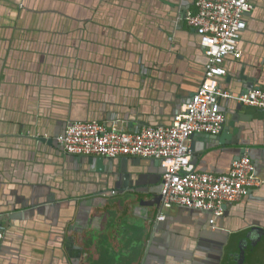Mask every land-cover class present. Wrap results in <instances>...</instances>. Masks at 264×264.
<instances>
[{
	"label": "crops",
	"instance_id": "crops-1",
	"mask_svg": "<svg viewBox=\"0 0 264 264\" xmlns=\"http://www.w3.org/2000/svg\"><path fill=\"white\" fill-rule=\"evenodd\" d=\"M251 1L243 57L226 58L219 80L234 94L264 88V0ZM195 2L0 0V264H238L243 245L244 264H264V184L214 228L183 207L157 225L159 208L141 204L162 181L155 158L99 162L56 140L77 120L171 123L208 63L185 19ZM221 105L229 137L193 134L196 167L223 173L245 148L264 178V108Z\"/></svg>",
	"mask_w": 264,
	"mask_h": 264
},
{
	"label": "built area",
	"instance_id": "built-area-1",
	"mask_svg": "<svg viewBox=\"0 0 264 264\" xmlns=\"http://www.w3.org/2000/svg\"><path fill=\"white\" fill-rule=\"evenodd\" d=\"M195 5L196 11L186 14L185 19L199 34L208 63L203 82L171 125H148L138 132H128L97 120L74 121L57 140L69 154L160 160L166 171L161 179L163 208L158 219H165L166 208L180 205L212 212L214 224L215 217L223 215L224 204L239 201L264 184L248 154L234 160L229 173L195 171L190 145L193 134L218 135L224 129L225 114L219 100L233 95L220 88L219 79L227 74L226 58L242 56L239 44L247 28L246 14L253 9V3L196 0ZM235 98L244 105L264 108L263 88H253ZM3 235L0 227V242Z\"/></svg>",
	"mask_w": 264,
	"mask_h": 264
},
{
	"label": "water",
	"instance_id": "water-1",
	"mask_svg": "<svg viewBox=\"0 0 264 264\" xmlns=\"http://www.w3.org/2000/svg\"><path fill=\"white\" fill-rule=\"evenodd\" d=\"M186 17V16H185ZM198 36H199V34H198ZM242 37H243V35H242ZM199 40H200V36H199ZM241 41H242V38H241ZM241 41H240V44H241ZM201 43V42H200ZM239 44V48H240V50H241V52H242V49H241V45ZM203 47V46H202ZM203 49H204V47H203ZM229 57H231V58H233L232 56H229ZM229 57H227V58H229ZM242 57H243V53H242ZM241 57V58H242ZM205 71H206V69H205ZM204 76H205V72H204ZM204 80V79H203ZM203 80H202V82H203ZM220 80V79H219ZM201 82V83H202ZM201 85V84H200ZM200 85H199V87H200ZM198 87V88H199ZM220 88H222L223 90H227V89H225L223 86H222V84L220 83ZM253 88H262V87H260V85H256V86H254V87H252V88H249L248 90H246V92H248L249 90H251V89H253ZM264 89V88H263ZM198 90V89H197ZM196 90V91H197ZM227 91H229V90H227ZM230 92V91H229ZM246 92H244V93H246ZM231 93V95H233V97H227V98H225V97H221L220 98V100H219V102H220V109L224 112V114H225V124H226V122H227V120H228V118H227V113H226V110L223 108V106L221 105V100H223V99H232V100H234L235 102H239L235 97H237V96H239V95H241V94H234V93H232V92H230ZM244 93H242V94H244ZM193 96V95H192ZM189 101H191V99L189 100ZM239 104L241 105V106H244V104L242 103V102H239ZM180 111H178L177 113H179ZM176 113V114H177ZM175 114V115H176ZM175 115H174V117H173V119H172V122L171 123H169L168 125H171L172 123H173V120H174V118H175ZM94 120V119H93ZM93 120H87V121H93ZM78 121V120H77ZM98 121V120H97ZM72 122H74V121H72ZM71 122V123H72ZM107 124V123H106ZM108 126H110V127H112V126H117V124H107ZM224 128H225V126H224ZM225 130V131H224ZM235 131H237V130H235ZM138 132V131H137ZM64 133V132H63ZM63 133H61V134H63ZM60 134V135H61ZM200 134H202V135H204V137L206 136V137H211V138H215V139H217L219 142H224V140L226 139V138H228L229 137V135L226 133V129H223V131L220 133V134H218V135H212V134H206V133H200ZM192 137V136H191ZM40 139H43V138H40ZM57 140V139H56ZM49 141H51V140H49ZM58 141V140H57ZM60 147H61V149L65 152V150H64V148H63V146L60 144ZM244 154H248L249 156H250V158L252 159V161H253V163H254V165H255V169H256V174L257 175H259L260 177H262L260 174H259V172H258V168H257V166H256V163H255V161L253 160V158H252V156L249 154V152H247V150L244 148V149H242L241 150V153L240 154H238L233 160H232V162H231V166H230V168L227 170V171H225V172H223V173H229L230 172V170H231V167H232V163L234 162V160H236V159H238V158H240L242 155H244ZM104 158H108L109 160H110V162H111V160H114L115 158H109V157H104V156H97V157H95V160H98L99 162L101 161V160H103ZM119 158V157H118ZM154 162H156V164H158V170H159V173L161 174V178H162V175L165 173V171H166V169L165 168H163L162 166H161V161L160 160H158V159H154L153 160ZM192 163L194 164V166H195V171H199V169H198V167H196V160H195V157L194 156H192ZM220 174H222V173H220ZM263 185V184H262ZM162 188H163V185H162V181H161V183L159 184V185H157V186H154V187H152L151 189H150V191L152 192V194H153V196H152V198L149 200V201H147V202H142L141 204H143V205H147V206H156V207H158L159 208V212H160V210H162V208H163V204H162V195H161V192H162ZM179 207H183V208H190V207H186V206H180V205H173V206H171L170 208H166L165 209V211H172L173 209H176V208H179ZM224 210H226V208L228 207V204H224ZM193 209H195V208H193ZM200 210V209H199ZM205 211V210H204ZM205 212H207V213H209L210 214V220H209V222H210V224H211V227L212 228H214L213 227V223L211 222V219H213L214 218V215H213V213L212 212H210V211H205ZM165 219H166V217H167V215H168V213H166L165 212ZM224 214V213H223ZM217 217H215V219H216ZM161 221H163V220H160V219H158V222H157V225L161 222ZM217 227V226H216ZM254 231H256V233H258L260 230H258V229H256V228H253L252 230H251V233H253ZM220 245V244H219ZM218 248H217V250H218V253H221V251H222V247L221 246H217ZM245 246L243 245L242 247H241V252H240V258H239V261H238V264H244V258H245V248H244Z\"/></svg>",
	"mask_w": 264,
	"mask_h": 264
},
{
	"label": "flooded vegetation",
	"instance_id": "flooded-vegetation-1",
	"mask_svg": "<svg viewBox=\"0 0 264 264\" xmlns=\"http://www.w3.org/2000/svg\"><path fill=\"white\" fill-rule=\"evenodd\" d=\"M120 157H126V156H120ZM120 157H119V158H120ZM113 192L115 193V191H113ZM147 201H149V200H145V201L143 200L142 202H147ZM142 202H141V203H142ZM145 205H146V204H145ZM146 206H147V205H146ZM154 207H156V206H154ZM157 208H158V207H157ZM156 220H158V215H157V217H156ZM0 227H1V230H2V232H3V234H4V235H3V239H2V241H3L4 238H5L6 232H5V230L3 229V226H2V217H1V215H0ZM2 241L0 242V245H1ZM238 260H239V259H238ZM238 260H237V261H238Z\"/></svg>",
	"mask_w": 264,
	"mask_h": 264
}]
</instances>
